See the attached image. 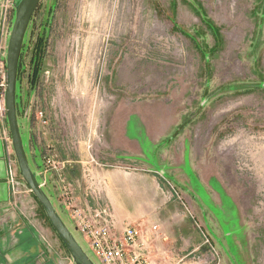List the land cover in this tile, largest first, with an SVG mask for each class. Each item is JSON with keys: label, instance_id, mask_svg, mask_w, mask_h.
<instances>
[{"label": "rangeland", "instance_id": "1", "mask_svg": "<svg viewBox=\"0 0 264 264\" xmlns=\"http://www.w3.org/2000/svg\"><path fill=\"white\" fill-rule=\"evenodd\" d=\"M17 105L31 167L74 234L66 187L95 206L80 196L94 166L152 168L193 224L152 264H264V0H42ZM129 117L160 141L113 160L109 133ZM11 157L0 264H75Z\"/></svg>", "mask_w": 264, "mask_h": 264}, {"label": "crops", "instance_id": "2", "mask_svg": "<svg viewBox=\"0 0 264 264\" xmlns=\"http://www.w3.org/2000/svg\"><path fill=\"white\" fill-rule=\"evenodd\" d=\"M6 9V0H0V44L5 50H7L8 36L15 12L10 11L7 25L3 29ZM130 119L131 117L123 123L114 122L109 133L112 147L109 157L113 160L115 152L120 153V151L142 157V152L144 153L145 150V148L143 150L145 135L150 143L156 139L160 141L152 125L147 126L144 122H133ZM7 129H9L7 121L0 119V193L2 194L3 190L5 193L2 197L0 194L1 207L7 200L6 182L9 184L10 156L4 141V132ZM96 166L91 170L90 180L85 179L86 184L80 196L89 199L92 203L97 201V204H107L112 210L118 231H122L127 223L141 224L145 232L143 240L145 242L149 240L146 246L151 264L152 254L159 253L157 251L159 242L164 246L172 247H175L178 242L185 245L191 243L193 224L190 220L192 219L181 204L162 186L156 170L104 162ZM72 225L75 228L74 224ZM75 231L79 242L88 250L85 237L77 230Z\"/></svg>", "mask_w": 264, "mask_h": 264}, {"label": "built area", "instance_id": "3", "mask_svg": "<svg viewBox=\"0 0 264 264\" xmlns=\"http://www.w3.org/2000/svg\"><path fill=\"white\" fill-rule=\"evenodd\" d=\"M7 9L4 15L3 29L7 25L10 11L15 10V0H6ZM7 68L6 50L0 44V119L7 121L6 110ZM9 159L8 181L13 184L14 154L12 138L9 129L4 132ZM67 194L66 207L71 211V218L77 230L87 242L91 254L101 264H151L148 257L149 240L145 236L142 225L127 223L122 231H118L116 220L111 208L107 204H80L77 202L72 186L65 188ZM156 229V228H154Z\"/></svg>", "mask_w": 264, "mask_h": 264}, {"label": "water", "instance_id": "4", "mask_svg": "<svg viewBox=\"0 0 264 264\" xmlns=\"http://www.w3.org/2000/svg\"><path fill=\"white\" fill-rule=\"evenodd\" d=\"M42 0H15V17L9 32L8 45L6 50L7 68V90L6 110L7 123L12 138V147L18 163L19 171L23 180L30 188L44 209V212L61 239L75 264H98L89 249H85L79 242L70 226L64 221L56 206L44 190L38 180L37 174L33 171L29 162L18 115L17 91H18V70L25 36Z\"/></svg>", "mask_w": 264, "mask_h": 264}, {"label": "trees", "instance_id": "5", "mask_svg": "<svg viewBox=\"0 0 264 264\" xmlns=\"http://www.w3.org/2000/svg\"><path fill=\"white\" fill-rule=\"evenodd\" d=\"M21 56H22V53H21ZM20 67H21V59H20L19 70H18V81H19ZM64 246H65V245H64ZM65 248H66V247H65Z\"/></svg>", "mask_w": 264, "mask_h": 264}]
</instances>
